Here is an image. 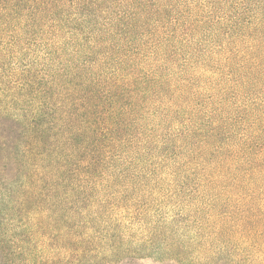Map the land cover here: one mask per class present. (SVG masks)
<instances>
[{
    "label": "trees",
    "instance_id": "obj_1",
    "mask_svg": "<svg viewBox=\"0 0 264 264\" xmlns=\"http://www.w3.org/2000/svg\"><path fill=\"white\" fill-rule=\"evenodd\" d=\"M22 34L42 56L8 70ZM263 84L264 0H0V250L45 215L58 255L91 243L71 221L110 170L207 157L209 186L259 179L264 97L244 91Z\"/></svg>",
    "mask_w": 264,
    "mask_h": 264
},
{
    "label": "rangeland",
    "instance_id": "obj_2",
    "mask_svg": "<svg viewBox=\"0 0 264 264\" xmlns=\"http://www.w3.org/2000/svg\"><path fill=\"white\" fill-rule=\"evenodd\" d=\"M18 38L29 43L31 53H21V44L16 45L14 56L6 60L8 70H19L29 59L42 56L40 37L36 43L25 34ZM244 92L249 93L248 102L256 96L262 99L264 84ZM164 152L155 150L153 161L164 160ZM173 157L167 165L107 171L114 176L112 182L89 186L86 192L94 188L101 194L84 204L86 211H80L71 223L81 224L79 232L92 228L95 237L91 243L58 255V249L50 248L55 246L50 239L59 232L54 223L63 219L35 217L32 223L41 222L45 227L34 234L8 230V226L1 231L7 233L0 264H264V173L253 181L242 178L233 185L213 187L201 179L200 165L207 157L194 155L196 160L189 168L181 167L185 157ZM109 193L114 197L100 207ZM71 232L76 234V229ZM20 246L31 256L39 252L43 259L23 260ZM72 252L80 253L77 259H72Z\"/></svg>",
    "mask_w": 264,
    "mask_h": 264
}]
</instances>
